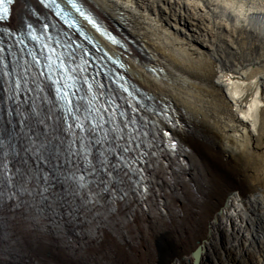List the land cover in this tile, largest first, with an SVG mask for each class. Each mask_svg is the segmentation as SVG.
I'll list each match as a JSON object with an SVG mask.
<instances>
[{
  "label": "bare ground",
  "instance_id": "1",
  "mask_svg": "<svg viewBox=\"0 0 264 264\" xmlns=\"http://www.w3.org/2000/svg\"><path fill=\"white\" fill-rule=\"evenodd\" d=\"M83 1L135 43L110 49L171 110L182 156L155 159L141 217L12 218L0 264H220L234 236L247 263L264 264V0Z\"/></svg>",
  "mask_w": 264,
  "mask_h": 264
},
{
  "label": "rangeland",
  "instance_id": "2",
  "mask_svg": "<svg viewBox=\"0 0 264 264\" xmlns=\"http://www.w3.org/2000/svg\"><path fill=\"white\" fill-rule=\"evenodd\" d=\"M249 213H252V210H248V214ZM253 214V213H252ZM250 216V215H249ZM254 217V216H253ZM251 217V218H253ZM6 220V219H5ZM249 220V218H248ZM8 221V220H6ZM175 226V225H174ZM254 231V228L253 230ZM230 232V231H229ZM223 237L224 236H221V239H220V243L224 242L223 240ZM239 239L234 236V238L232 237L231 240L228 242V246L224 247V250H222V252L220 253V256H221V259L222 260L220 262V264H250V263H247L248 261L245 260L243 258V254H241V252L239 251H236L235 248H237V244L236 243ZM219 241V240H218ZM233 243V244H232ZM233 245V246H232ZM234 251V252H233ZM232 255V256H231ZM236 255L238 256L239 260H235L234 258L236 257ZM241 258V259H240ZM209 260L211 261V258H209ZM241 260V261H240ZM244 260V261H242ZM237 261V262H236Z\"/></svg>",
  "mask_w": 264,
  "mask_h": 264
},
{
  "label": "snow or ice",
  "instance_id": "3",
  "mask_svg": "<svg viewBox=\"0 0 264 264\" xmlns=\"http://www.w3.org/2000/svg\"><path fill=\"white\" fill-rule=\"evenodd\" d=\"M12 2H13V0H0V20H4L7 18V14H8L9 9L6 5L10 4ZM0 143H2V142H0Z\"/></svg>",
  "mask_w": 264,
  "mask_h": 264
},
{
  "label": "water",
  "instance_id": "4",
  "mask_svg": "<svg viewBox=\"0 0 264 264\" xmlns=\"http://www.w3.org/2000/svg\"><path fill=\"white\" fill-rule=\"evenodd\" d=\"M169 109V108H168ZM48 122L46 121V124H47ZM4 222H7L5 219H2L1 221H0V224H5ZM195 247V249L193 250L194 251V255H197V253L200 251V248H199V246L197 247V245L196 244H193V246H192V249ZM197 263V262H196ZM193 264H195V262L193 263Z\"/></svg>",
  "mask_w": 264,
  "mask_h": 264
}]
</instances>
